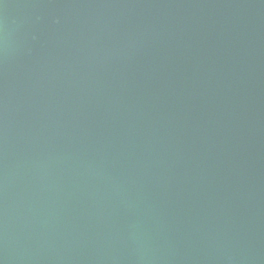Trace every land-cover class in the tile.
<instances>
[{
	"label": "water",
	"instance_id": "water-1",
	"mask_svg": "<svg viewBox=\"0 0 264 264\" xmlns=\"http://www.w3.org/2000/svg\"><path fill=\"white\" fill-rule=\"evenodd\" d=\"M0 264H264V0H2Z\"/></svg>",
	"mask_w": 264,
	"mask_h": 264
},
{
	"label": "snow or ice",
	"instance_id": "snow-or-ice-1",
	"mask_svg": "<svg viewBox=\"0 0 264 264\" xmlns=\"http://www.w3.org/2000/svg\"><path fill=\"white\" fill-rule=\"evenodd\" d=\"M0 2H2V0H0Z\"/></svg>",
	"mask_w": 264,
	"mask_h": 264
}]
</instances>
